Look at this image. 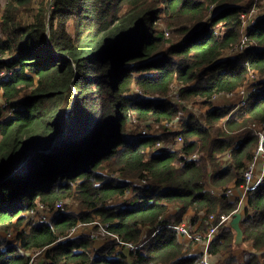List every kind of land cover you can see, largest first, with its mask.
Listing matches in <instances>:
<instances>
[{
  "label": "trees",
  "instance_id": "1",
  "mask_svg": "<svg viewBox=\"0 0 264 264\" xmlns=\"http://www.w3.org/2000/svg\"><path fill=\"white\" fill-rule=\"evenodd\" d=\"M239 1L54 0L49 9L51 0H39L30 22L20 14L33 0L4 2L0 231L18 228L34 209L37 219L54 216L19 230L17 244L1 245L0 264H30L37 253L40 264H202L194 242L168 225L189 213L197 221L200 212L239 208L240 198L211 189L240 188L259 144L253 124L264 128V7L250 47L240 49L242 13L257 0ZM164 13L180 15L178 41L158 27ZM251 71L257 77L247 106L215 105L217 96L248 84ZM189 101L205 113L181 115L180 130L167 125ZM134 120L155 123L160 133L131 132ZM162 140L176 145L161 148ZM70 199L80 212L57 209ZM245 200L244 245L229 223L210 243L220 264H264V181ZM80 220L109 223L123 241L141 246L108 235L93 253L91 236L61 239Z\"/></svg>",
  "mask_w": 264,
  "mask_h": 264
},
{
  "label": "built area",
  "instance_id": "2",
  "mask_svg": "<svg viewBox=\"0 0 264 264\" xmlns=\"http://www.w3.org/2000/svg\"><path fill=\"white\" fill-rule=\"evenodd\" d=\"M213 12V6H211V12ZM257 14V8L255 6H253L251 9H249L248 11H245L242 13V23H243V28L245 30V34L241 40L240 45L238 46L240 49H244L245 47H250V43H248V34L251 30V28L256 24L257 20L260 18V15H256ZM248 20L249 24H246V21ZM213 28L216 30V33L219 32V29H216L215 26H213ZM4 72L2 71V75ZM257 75L254 71H251L249 73V77H248V84L243 85L242 87L238 88L236 91L231 92L225 96H228L229 98H234V95H238L239 97V101L236 104V109L240 108V107H245L248 105V98L251 94V92L254 90L253 87H250V82L253 79H256ZM176 100L180 103H185L184 101H182L178 95L175 97ZM7 106V103L0 98V108H5ZM181 115H183L182 111H180L178 117L171 123H167V125H169L172 128H176L178 130H180L181 127ZM253 128L257 129V133L259 134V144L258 147L256 149V152L253 156V159L251 160V162L249 163V166L244 170V183L241 184L240 188L238 190H241L242 192L239 193V208L235 211H239L241 210V207H243V202L244 199L246 197V195L248 194V192L255 190L256 188L259 187L260 184H262V182L264 181V128L261 126H258L256 124H253ZM183 138L180 136L178 137V141L177 142H182ZM159 146H163L165 148H170L171 145H165V143L163 142H159ZM230 153L227 155L229 156ZM199 154L198 153H193L189 156V158L191 159H196L198 158ZM236 188H228L226 191L222 190H217V189H211V192L214 194H227L230 195L234 192ZM41 207L46 208L43 204L41 205ZM57 209L60 210H65V206L64 203L62 201H59L56 205ZM234 212V213H235ZM45 213V212H44ZM201 213V212H200ZM233 214H220V213H211L209 214L208 217H205V215L200 216V219L198 217L199 222L202 224L203 221H205L208 226L204 229V230H200V227H195L194 224L192 223V221L187 220L185 218V220L182 223H179L177 225H168L171 227H174L178 230V233L180 235L181 238H183V240L189 244H192L194 242V246L197 248L200 246V244L202 245H207V251L204 250V257L202 258V264H215L211 258L209 257L210 253H209V246L211 241L213 240V238L215 237V235L217 234L219 227L221 225L230 223L231 219L233 218ZM31 217L33 218L35 215H37V210H31ZM46 214V213H45ZM220 215V216H218ZM47 216L43 215L42 218L43 219H47ZM88 224H94L97 225L99 224L100 229L98 231V233H92L93 237H98V236H102L103 238L108 236V235H112L114 236L118 242L121 244V246H125L127 248L130 249H134L137 248L141 245H136L133 243H127L125 241H123L118 235H116L115 233L111 232L109 230V223L105 224V223H101L98 220L92 221V222H79L77 223V225L73 226L71 228V230L69 231L68 235H66L65 237L61 238V239H67L72 237V235L78 231V230H82L86 227V225ZM163 228V225H157L156 227V231L150 236V238H152L158 231H160ZM148 230L144 231V237H146ZM12 231H9L7 236H12ZM10 238V237H9ZM38 255V253H37ZM33 256H36L33 255ZM218 262L220 263V258L218 257ZM30 264H33V258H31L30 260Z\"/></svg>",
  "mask_w": 264,
  "mask_h": 264
},
{
  "label": "rangeland",
  "instance_id": "3",
  "mask_svg": "<svg viewBox=\"0 0 264 264\" xmlns=\"http://www.w3.org/2000/svg\"><path fill=\"white\" fill-rule=\"evenodd\" d=\"M6 0H0V17L2 16L3 14V11H4V2ZM53 1L54 0H51V4L49 5V9H52V4H53ZM250 0H240V4L241 5H246ZM38 4H39V0H33L32 4H31V7H27L25 9H23V12H21L20 16L23 18V22H30L33 20V15H35V10L36 8H38ZM264 0L262 1H256V3L254 4L255 7L257 8V14L256 15H261L263 13V8L264 7ZM248 5V4H247ZM253 5V6H254ZM260 5H262V7H259ZM182 21L181 18H180V15H177V16H171V17H168L165 13L164 14H161V18L157 21V25L158 27L161 29V30H164V31H167V37L169 38V41H178V39L181 38V34L179 33V26L176 24L178 22ZM246 24L248 25L249 22L248 20L246 21ZM218 27H221L222 23H217ZM6 72V71H4ZM254 80V79H253ZM176 94V91L174 90V92L172 91L171 95L174 96ZM229 98L228 96H225V95H221V96H217L216 99L214 100L215 102V105H221L220 103H222V105H231V106H234L235 107V104H234V101L238 102L239 101V97L238 95H234V98H231V99H227ZM183 110L182 113L183 115L188 112H194V113H205V110L207 109L206 106H203L202 103H192L191 101H189V104L186 105V107H183L182 108ZM236 110V108H235ZM234 110V111H235ZM139 120H134L133 122V126L131 127L130 131L131 132H141L142 134L144 135H148V134H152L153 133H160L159 129L157 128V124L155 123H148L146 125H143V124H140L138 123ZM136 125H140V127L138 126V128L136 127ZM160 142H163L165 143V145H171L172 146H175L176 145V141H160ZM179 145V144H177ZM161 148H163V146H160ZM113 176V175H112ZM64 203V206H65V210L67 208H69L71 211H74V212H80V208H79V202L77 200H74V199H70V200H65L63 201ZM190 214V213H189ZM188 214V215H189ZM29 215H32V214H29ZM41 215V213L38 212L37 216ZM45 215L47 216L46 218L47 219H51L54 214H51V213H43L42 216ZM42 216H40L42 218ZM38 217V219L40 218ZM36 218V215L33 217V218H29L28 216L26 217V220L25 222L20 225L18 228L14 229L12 232V236H6L7 233L9 231H6V232H2L0 231V240H1V245H15L17 244V242L19 241L17 239V232L19 230H23V229H26L28 230L29 229V226L28 224L30 222H37L38 220ZM186 219L188 220L187 216H186ZM99 221V220H98ZM79 222H83V221H79ZM18 229V230H17ZM100 229V226L99 224L97 225H94V224H88L86 225V227L84 229H80L78 231H76L72 237L70 238H73V239H77L79 237H82V236H91L93 239H94V242H93V250L92 252L93 253H97L105 244V241L103 240L104 238L102 236H98V237H93L92 233H98ZM15 231V232H14ZM2 232V233H1ZM234 238H235V232H234ZM248 245H250L249 243H247ZM244 245V243L241 244V246ZM35 255V254H34ZM33 258V264H40L42 262V256L40 255H37L36 256H32Z\"/></svg>",
  "mask_w": 264,
  "mask_h": 264
},
{
  "label": "crops",
  "instance_id": "4",
  "mask_svg": "<svg viewBox=\"0 0 264 264\" xmlns=\"http://www.w3.org/2000/svg\"><path fill=\"white\" fill-rule=\"evenodd\" d=\"M227 99H231V98H227ZM221 105H222V103H220ZM234 104L236 105L237 104V102L236 101H234ZM240 192H242L241 190H238L237 188L234 190V192L232 193V194H230L229 195V197L232 199V200H235L236 198H239L238 196H239V193ZM246 198V197H245ZM245 199H244V202L243 203H245ZM202 215H205V213L204 212H201V213H199V219H200V216H202ZM193 216H195V213H190L188 216H187V218H188V220H190V221H192V223L194 224V226L195 227H201L202 226V224L199 222V220L197 219V221H193L192 220V218H193ZM230 224V223H229ZM181 239H183V238H181ZM187 243V242H186ZM187 245H188V243H187ZM207 249V245H202V244H200V246L199 247H195L194 245H193V247H192V249H191V252L193 253H196L197 251H200V252H202V253H204V250H206ZM207 251V250H206ZM209 257L211 258V260L215 263V264H220L219 262H218V257L217 256H215V255H209Z\"/></svg>",
  "mask_w": 264,
  "mask_h": 264
},
{
  "label": "water",
  "instance_id": "5",
  "mask_svg": "<svg viewBox=\"0 0 264 264\" xmlns=\"http://www.w3.org/2000/svg\"><path fill=\"white\" fill-rule=\"evenodd\" d=\"M242 218H243V212L237 211L234 213L233 218L230 221V226L236 232L235 242L239 246L244 242V231L240 225Z\"/></svg>",
  "mask_w": 264,
  "mask_h": 264
}]
</instances>
